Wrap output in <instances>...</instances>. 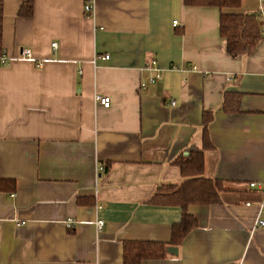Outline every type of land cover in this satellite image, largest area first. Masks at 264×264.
Masks as SVG:
<instances>
[{
	"label": "crops",
	"instance_id": "1",
	"mask_svg": "<svg viewBox=\"0 0 264 264\" xmlns=\"http://www.w3.org/2000/svg\"><path fill=\"white\" fill-rule=\"evenodd\" d=\"M0 1V179L16 185L0 191V264H123L126 241L168 243L180 208L147 202L181 183L176 161L193 151L203 177L222 182L221 201L189 205L197 227L177 254L140 264H264V0H93L91 16L83 0ZM230 12L260 22L247 57L219 35ZM226 92L239 112L222 110Z\"/></svg>",
	"mask_w": 264,
	"mask_h": 264
},
{
	"label": "trees",
	"instance_id": "2",
	"mask_svg": "<svg viewBox=\"0 0 264 264\" xmlns=\"http://www.w3.org/2000/svg\"><path fill=\"white\" fill-rule=\"evenodd\" d=\"M186 6H213L220 9L238 8L241 0H183ZM30 6L25 14H30ZM219 35L226 41V52L231 56L247 57L261 39L260 22L256 14L221 13L219 16ZM2 39V7L0 1V51ZM240 97L237 92H226L223 96L224 113L239 112ZM212 115L204 113L202 139L203 148L210 147L208 126ZM176 163L180 167L182 181L178 185L158 187L147 202L155 206L179 207L181 216L178 223L171 228L168 243L162 242H129L123 243V264H140L145 260H160L166 256L167 245L178 248L185 237L197 227L196 219L187 213L189 205L210 206L220 203L223 185L220 180L203 177V152L193 151ZM16 185L13 180L0 179V191L13 194ZM81 205L82 200H77Z\"/></svg>",
	"mask_w": 264,
	"mask_h": 264
},
{
	"label": "built area",
	"instance_id": "3",
	"mask_svg": "<svg viewBox=\"0 0 264 264\" xmlns=\"http://www.w3.org/2000/svg\"><path fill=\"white\" fill-rule=\"evenodd\" d=\"M93 11H94L93 0H83V12L85 13V15L91 16L93 14ZM172 25H173V27L176 26L177 22L173 21ZM51 47L53 49H55L56 44L52 43ZM19 57L21 60L30 61V60H32V53L28 48L24 47V48H21L20 53H19ZM108 58H109L108 56L103 57V59H108ZM7 60H8V58L5 54V52H0V66L5 65ZM160 78H161L160 74L158 72H156L152 75L151 78H149V80H147V84H153L154 82L160 80ZM144 87H145L144 85H141L142 89H144ZM95 102L98 106H101L103 108H109V106H110V99L107 97L96 96ZM171 104L174 105L173 102ZM97 170L99 172H102L103 168L100 167ZM249 186L254 187V186H256V184L251 183V184H249ZM94 224H95V228H96L97 232H101V230L104 226L103 221L100 219H97ZM256 226L264 227V221L263 220H257ZM66 227L69 229L73 227V221L71 219H68L66 221Z\"/></svg>",
	"mask_w": 264,
	"mask_h": 264
},
{
	"label": "water",
	"instance_id": "4",
	"mask_svg": "<svg viewBox=\"0 0 264 264\" xmlns=\"http://www.w3.org/2000/svg\"><path fill=\"white\" fill-rule=\"evenodd\" d=\"M166 252L168 253V254H177V249L176 248H174V247H168L167 249H166Z\"/></svg>",
	"mask_w": 264,
	"mask_h": 264
}]
</instances>
